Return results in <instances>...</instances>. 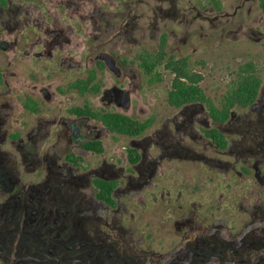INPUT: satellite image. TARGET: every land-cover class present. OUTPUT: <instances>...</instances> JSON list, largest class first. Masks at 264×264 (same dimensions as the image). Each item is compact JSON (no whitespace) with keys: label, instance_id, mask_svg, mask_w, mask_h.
<instances>
[{"label":"flooded vegetation","instance_id":"flooded-vegetation-1","mask_svg":"<svg viewBox=\"0 0 264 264\" xmlns=\"http://www.w3.org/2000/svg\"><path fill=\"white\" fill-rule=\"evenodd\" d=\"M10 1L0 11L7 25ZM133 2L94 15L89 69L45 94V103L60 96L71 105L55 110L36 94L12 100L0 90V264H264V77L257 71L249 102L225 108L234 74L211 110L200 100L168 103L174 72L157 63L159 82L160 68L172 74L166 110L161 118L129 115L134 77L159 83L148 80L142 56L158 51L162 35L167 58L188 57L182 79L202 80L189 56L167 51L165 33L156 50L122 54L123 40L136 41L139 4L157 9L155 27L194 10L182 0ZM208 4L221 13V2ZM109 114L150 124L122 133L120 118L115 130L103 121Z\"/></svg>","mask_w":264,"mask_h":264},{"label":"rangeland","instance_id":"rangeland-1","mask_svg":"<svg viewBox=\"0 0 264 264\" xmlns=\"http://www.w3.org/2000/svg\"><path fill=\"white\" fill-rule=\"evenodd\" d=\"M0 1L3 12L6 3ZM133 1L11 0L13 22L7 25L2 16L0 20V73L5 81L0 90L10 92L12 100L36 94L46 108L55 110L71 105L60 96L45 103V94L83 77L89 69L87 58L99 26L94 15L122 12ZM182 2L194 10L186 12L182 20L179 14L171 21L159 20L156 27L151 21L157 9L143 3L136 6L137 13L144 16L138 20L136 41L133 37L122 41V54L131 57L142 49L156 50L157 38L165 33L167 51L195 61L193 68L202 74L200 86L212 100L226 89L242 62H254L264 77V15L258 0H220L221 13L216 14L207 11L210 5L203 0ZM38 41L41 45H37ZM49 50L53 51V58ZM160 70L163 80L159 83L149 86L141 75L129 84V115L138 119L150 115L161 118L167 107L165 94L172 74ZM98 76L101 85L109 79L103 67ZM44 86L48 90H41ZM25 119L29 122L31 117Z\"/></svg>","mask_w":264,"mask_h":264},{"label":"trees","instance_id":"trees-1","mask_svg":"<svg viewBox=\"0 0 264 264\" xmlns=\"http://www.w3.org/2000/svg\"><path fill=\"white\" fill-rule=\"evenodd\" d=\"M207 3H213L220 8L219 0H206ZM259 6L261 11L264 14V0H259ZM165 35H162L159 42L158 51L155 53L145 54L142 60V67L147 74L150 75L148 80L150 82H159L161 76L155 72L152 74V68L157 63H164L165 68L174 72V77L172 79L171 88L166 95V101L170 104H181L182 102L191 101V100H200L205 102L211 110L214 109V103L211 98L207 97L202 91L201 87L198 84L200 75H194L193 78H187V80L182 79L183 76L189 75L188 73V57H182L174 59L173 57L167 58L165 52ZM259 84V77L257 76L256 65L252 61H245L237 65L235 70V78L232 82V85L227 90V92L222 96L221 104L228 108L234 103L246 104L252 98V95L257 89ZM121 119L122 127L120 131L122 133L133 132L131 130V124L135 123L137 129L136 133L141 132L146 126L150 124V118L140 121V120H131L125 115H120L116 117L115 114H109L102 117L103 121L107 126L115 130V123Z\"/></svg>","mask_w":264,"mask_h":264}]
</instances>
